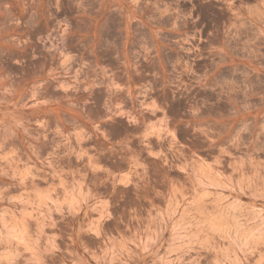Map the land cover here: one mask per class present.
I'll list each match as a JSON object with an SVG mask.
<instances>
[{"label": "rangeland", "instance_id": "374dc122", "mask_svg": "<svg viewBox=\"0 0 264 264\" xmlns=\"http://www.w3.org/2000/svg\"><path fill=\"white\" fill-rule=\"evenodd\" d=\"M0 264H264V0H0Z\"/></svg>", "mask_w": 264, "mask_h": 264}]
</instances>
